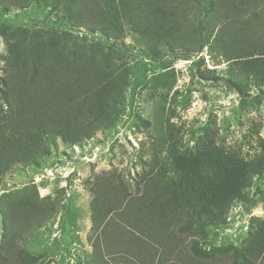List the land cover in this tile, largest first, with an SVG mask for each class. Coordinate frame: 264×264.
I'll return each instance as SVG.
<instances>
[{
	"label": "trees",
	"instance_id": "16d2710c",
	"mask_svg": "<svg viewBox=\"0 0 264 264\" xmlns=\"http://www.w3.org/2000/svg\"><path fill=\"white\" fill-rule=\"evenodd\" d=\"M39 1L0 0V22L12 8L26 9ZM187 3L67 0L64 8L80 27L99 30L115 40L128 26L152 60L179 49L201 52L220 25L213 46L222 49L228 61L237 57L229 70L233 87L242 96L246 86L261 90L264 9L258 11L264 0H212L204 7L203 19L198 3L194 20ZM129 74L100 45L69 34L45 42L24 37L10 43L6 76L0 82V179L16 165H38L49 154L50 139L76 145L102 128H111L124 103ZM153 150L164 154L163 160L155 158L137 194L114 177L94 185L92 221L105 246L113 250L111 255L127 262L133 257L140 264H225L215 260L214 252L199 247V238L245 198L261 165L238 159L220 173H204L208 159L179 153L169 134L154 141ZM57 211L55 200L45 202L37 195L22 196L11 204L5 221L7 253L0 255V264L38 262L36 257L24 256L17 243L40 230ZM186 238L191 239L189 247ZM233 264H264V226L235 254Z\"/></svg>",
	"mask_w": 264,
	"mask_h": 264
},
{
	"label": "rangeland",
	"instance_id": "374dc122",
	"mask_svg": "<svg viewBox=\"0 0 264 264\" xmlns=\"http://www.w3.org/2000/svg\"><path fill=\"white\" fill-rule=\"evenodd\" d=\"M177 1L188 2V15L194 20L199 15L198 3L203 19L204 7L212 0ZM66 3L40 0L26 9L12 8L0 22V82L6 76L10 43L24 37L45 42L69 34L100 45L128 68L125 100L111 128H102L76 145L50 139L49 154L38 165H16L0 179V255L7 253L9 206L22 196L37 195L45 202L55 200L58 211L40 230L17 243L24 256L39 259L35 264H140L133 257L128 263L111 255L113 250L105 246L92 221V189L98 181L114 177L137 194L155 158L163 160L164 154L154 152L153 142L169 134L179 153L208 159L204 173H220L238 159L250 166L261 165L245 198L206 227L199 238V247L214 252L216 261L233 264L235 254L264 226V87L246 86L243 96L233 87L229 70L237 57L228 61L222 49L213 46L220 25L201 52L179 49L152 60L128 26L121 39L109 38L77 25L65 12ZM262 9L264 4L258 12ZM186 239L185 247H189L191 239Z\"/></svg>",
	"mask_w": 264,
	"mask_h": 264
}]
</instances>
